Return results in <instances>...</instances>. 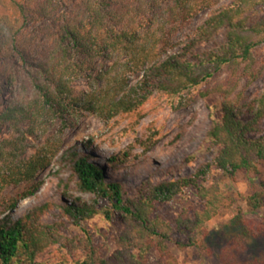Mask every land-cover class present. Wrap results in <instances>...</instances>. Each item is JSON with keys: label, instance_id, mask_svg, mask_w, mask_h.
Wrapping results in <instances>:
<instances>
[{"label": "trees", "instance_id": "16d2710c", "mask_svg": "<svg viewBox=\"0 0 264 264\" xmlns=\"http://www.w3.org/2000/svg\"><path fill=\"white\" fill-rule=\"evenodd\" d=\"M219 1L0 0V88L5 82L14 85L0 109V128L11 131L9 136H0V264H146L152 249L170 257L166 242L171 227L150 214L156 204L186 188L197 190L205 208L193 219H178V229L189 232V241L177 244L198 246L210 254L202 239L210 235L206 224L216 214L222 196L199 180L212 167L231 175L237 171L254 174L258 186L245 200L249 210L264 208V134L260 128L264 88L252 97L244 95V88L264 72V59L258 61L253 54L264 43V14L258 16L264 11V0H232L227 5H218ZM203 11L207 18L186 36L187 46L174 50L180 28ZM37 23H44L40 41L31 40L25 32ZM219 33L222 36L211 49L193 54L197 42ZM220 72L227 76L214 89L222 100L212 110L207 131V140L217 152L195 173L150 184L131 197L121 182L107 181L104 169L88 155L70 154L80 189L108 201L105 219L116 218L125 227L116 234V248L108 257L100 255L86 228H82L84 236H64L58 223H44L41 215L46 204L17 217L11 215L19 199L39 188L36 178L59 152L65 130L77 125L73 113L78 109L79 115L83 111L109 120L136 111L154 93L181 104ZM131 74L139 75L133 85H129ZM81 76L90 78L89 88L76 95L73 83ZM243 80L244 88L239 89ZM38 133L46 135L43 142L25 154L28 137L40 138ZM20 184H26L21 193L4 195L8 187ZM66 211L76 224L97 213L88 205L72 203ZM225 234V253L218 264H242L229 254L237 245L242 250L252 243L250 231L232 226ZM56 244L62 254L59 261L39 259L40 253Z\"/></svg>", "mask_w": 264, "mask_h": 264}, {"label": "rangeland", "instance_id": "374dc122", "mask_svg": "<svg viewBox=\"0 0 264 264\" xmlns=\"http://www.w3.org/2000/svg\"><path fill=\"white\" fill-rule=\"evenodd\" d=\"M232 0H220L218 5H227ZM264 11L258 16H262ZM207 18V11L197 14L188 24L180 28L178 47L188 44L186 36L194 31ZM35 24L25 32L31 40L42 38L40 27ZM222 36L219 33L207 40L197 42L193 54L211 49ZM258 61L264 59V43L253 50ZM196 60V59H195ZM225 72L215 74L211 79L196 87L191 98L180 104L166 95L154 93L149 96L136 111L121 113L109 120H103L79 109L73 113L77 119L75 127L64 132L63 144L47 168L42 170L36 180L39 188L27 197L19 199L17 206L10 210L17 217L25 214L35 206L46 204L41 220L47 224L58 223L64 236H84L82 228L89 230L93 243L99 247L100 255L108 257L116 248L114 238L124 230V225L116 218L105 219L104 212L109 203L93 192L80 189L78 179L72 171V152H80L89 156L90 160L104 169L107 181L121 182L127 196H138L149 188L150 184L174 180L195 173L201 165L212 161L217 149L207 140V131L212 123V110L220 106L222 96L215 91L217 83L226 78ZM87 76H81L73 83L74 93L89 88ZM139 75L129 76V85H133ZM244 80L239 89L244 88ZM264 88V72L252 84L244 88V95L252 97ZM14 85L3 83L0 88V109L9 97ZM219 117L218 112L215 114ZM261 134H264V119ZM10 130L0 128V136H9ZM40 135V133H38ZM28 137L25 154L32 153L46 135ZM111 156H118L109 162ZM199 183L206 188H213L222 197L216 214L207 221L210 235L202 240L208 246V254L198 246L181 247L177 241H189V232L180 231L177 226L179 218L193 219L197 212L205 208V200L193 188H186L171 200L156 204L151 212L152 219L169 224L171 237L166 242L171 256L160 254L152 249L147 254L146 264H218L224 255L227 242L225 232L232 226L243 231H250L252 243L229 254L242 264H264V208L252 211L248 209L245 198L254 193L258 181L254 174L237 171L233 175L212 167ZM26 188V184L13 185L4 191L6 196H15ZM88 205L96 214L90 219L76 224L74 217L67 211L68 204ZM7 213L4 212V214ZM3 216L0 213V218ZM239 217V219H238ZM215 233V234H212ZM62 256L59 244L49 247L39 255V259L59 261ZM71 258V256H68ZM207 257V262L204 259ZM233 259V258H232Z\"/></svg>", "mask_w": 264, "mask_h": 264}]
</instances>
